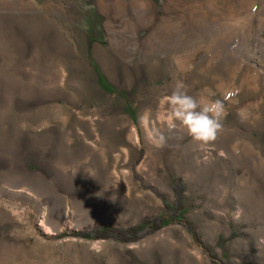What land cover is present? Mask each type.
<instances>
[{
	"label": "rangeland",
	"instance_id": "374dc122",
	"mask_svg": "<svg viewBox=\"0 0 264 264\" xmlns=\"http://www.w3.org/2000/svg\"><path fill=\"white\" fill-rule=\"evenodd\" d=\"M180 82L216 141L168 129ZM0 264H264V0H0Z\"/></svg>",
	"mask_w": 264,
	"mask_h": 264
},
{
	"label": "clouds",
	"instance_id": "9594fccd",
	"mask_svg": "<svg viewBox=\"0 0 264 264\" xmlns=\"http://www.w3.org/2000/svg\"><path fill=\"white\" fill-rule=\"evenodd\" d=\"M184 89L182 82L177 83L172 93L165 97L168 106L166 117L168 129H175L178 122L195 141L203 144L216 141L223 130L224 104L219 99H214V93L211 91L197 99ZM142 119L147 120L148 115ZM154 143L157 147H163L166 138L156 133Z\"/></svg>",
	"mask_w": 264,
	"mask_h": 264
},
{
	"label": "trees",
	"instance_id": "16d2710c",
	"mask_svg": "<svg viewBox=\"0 0 264 264\" xmlns=\"http://www.w3.org/2000/svg\"><path fill=\"white\" fill-rule=\"evenodd\" d=\"M184 184L180 179H175L173 183V192L175 195L174 203L168 202L164 198L165 206L171 212H175V215L182 213L184 204ZM173 215H156L151 218H146L135 225L128 227H119L112 224H99L93 226L89 231H79L78 234L85 236H93L94 238H105V237H115L121 240H133L137 235L145 230H155L168 223L169 219Z\"/></svg>",
	"mask_w": 264,
	"mask_h": 264
}]
</instances>
